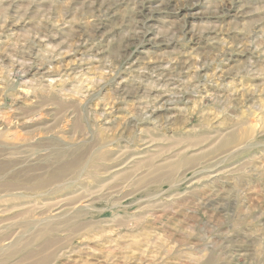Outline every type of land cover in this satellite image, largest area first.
Listing matches in <instances>:
<instances>
[{
    "label": "rangeland",
    "instance_id": "rangeland-1",
    "mask_svg": "<svg viewBox=\"0 0 264 264\" xmlns=\"http://www.w3.org/2000/svg\"><path fill=\"white\" fill-rule=\"evenodd\" d=\"M1 116L0 264H264V0H0Z\"/></svg>",
    "mask_w": 264,
    "mask_h": 264
},
{
    "label": "bare ground",
    "instance_id": "bare-ground-1",
    "mask_svg": "<svg viewBox=\"0 0 264 264\" xmlns=\"http://www.w3.org/2000/svg\"><path fill=\"white\" fill-rule=\"evenodd\" d=\"M10 119L8 117H3L1 116L0 118V139H2L3 141L0 142V152L4 155H6L7 157L4 158H8L7 160V166L4 167H0V169L2 171H8V170H12V167H16V164L14 162V157L18 155V153L16 152L18 148L22 147L23 144L25 142H27V138L25 136H21V135H17V134H12L10 131ZM13 132V131H12ZM232 141L233 138L227 137L225 138L220 145V149H224L226 146L229 147L230 145H232ZM113 143V142H112ZM108 146H110L109 144L103 143L101 144L100 149L104 150L105 148H109ZM108 152H110L109 150H107V152H99L95 155V159H98L96 164L92 167L94 169V171H82L81 174H79V177L85 176L87 177V179L93 181V182H98L99 179V173H101L103 171V173H107L108 170L112 169L107 167V165L105 164L108 160H106V155ZM50 155V154H49ZM52 156V155H51ZM54 158V157H53ZM65 158V155L61 154L60 151H58V156L56 158H54L56 161H63V159ZM91 160V163L94 161ZM60 163V165H58L56 167V169H53L52 171V177H51V184L52 183H58L64 180L65 181H69V183L71 185H76L78 184L77 182L79 181L78 179H68V175L70 173V168L74 167L75 162L73 161H64V162H58ZM186 161L184 159L178 160L174 163H172L170 165L171 168V173L174 171H177L178 169L183 168L184 166H188L185 167L187 168V170L190 168H194L192 166V164ZM147 167L144 164H136L134 166L135 172L139 171L140 169ZM149 168L151 166H148ZM90 169V167H89ZM68 171V173H67ZM14 174L10 177L11 180H15L16 179V175H15V171H12ZM134 172V173H135ZM141 172H147L148 173V177L151 175V172H149V169H144L141 170ZM142 178H139V181H142ZM153 182H155L153 180ZM41 186H46V185H41ZM63 186V185H62ZM59 187V186H58ZM35 190V188L33 189ZM21 191V188H19V185L16 184H1L0 185V200L3 198H8L11 200H15L19 197H21L22 195L18 194L17 192ZM8 192V193H7ZM3 193V194H2ZM53 220H60V218L58 219H52ZM4 222H6V220H4ZM0 223H1V219H0ZM15 230V228L11 227V226H4V227H0V242H6L8 240V238L13 234V231ZM5 231H7L6 233L9 232V235H5ZM46 263V258H43L39 261H37L35 264H45Z\"/></svg>",
    "mask_w": 264,
    "mask_h": 264
}]
</instances>
